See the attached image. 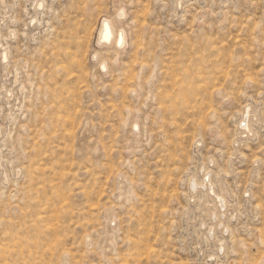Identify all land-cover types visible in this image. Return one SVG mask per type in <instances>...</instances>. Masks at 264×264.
I'll return each mask as SVG.
<instances>
[{"label":"rangeland","instance_id":"1","mask_svg":"<svg viewBox=\"0 0 264 264\" xmlns=\"http://www.w3.org/2000/svg\"><path fill=\"white\" fill-rule=\"evenodd\" d=\"M0 264H264V0H0Z\"/></svg>","mask_w":264,"mask_h":264},{"label":"bare ground","instance_id":"2","mask_svg":"<svg viewBox=\"0 0 264 264\" xmlns=\"http://www.w3.org/2000/svg\"><path fill=\"white\" fill-rule=\"evenodd\" d=\"M112 29H111L110 22L108 20H105V19L102 20L100 25H99V27H98V32H97L98 41L99 42L101 41L102 43H104V42L107 43V41H109L111 38H113V40L116 41V43H118V44L122 43V41L125 39L123 37L122 32L121 31H117L116 33H113ZM123 44L124 43H122V45ZM244 124L245 123L242 122L243 126H244Z\"/></svg>","mask_w":264,"mask_h":264}]
</instances>
